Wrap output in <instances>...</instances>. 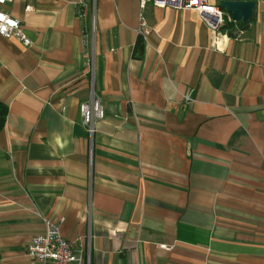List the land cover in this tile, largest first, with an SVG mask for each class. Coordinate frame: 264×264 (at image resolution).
<instances>
[{
    "label": "crops",
    "instance_id": "crops-1",
    "mask_svg": "<svg viewBox=\"0 0 264 264\" xmlns=\"http://www.w3.org/2000/svg\"><path fill=\"white\" fill-rule=\"evenodd\" d=\"M243 1L229 34L139 0L5 6L31 46L0 37V264H37L47 220L74 264H264V0Z\"/></svg>",
    "mask_w": 264,
    "mask_h": 264
},
{
    "label": "built area",
    "instance_id": "built-area-1",
    "mask_svg": "<svg viewBox=\"0 0 264 264\" xmlns=\"http://www.w3.org/2000/svg\"><path fill=\"white\" fill-rule=\"evenodd\" d=\"M14 0H0V37L14 39L25 47H30L31 42L24 34L19 20L13 18L5 10L7 4ZM94 1V0H92ZM221 0H139L142 8L151 4L156 8H173L175 10H191L196 12L205 26L212 32L217 33L226 23L233 22L229 14L219 6ZM94 32V19L91 23ZM137 36L144 38L148 30L144 22L137 29ZM92 66V64H91ZM188 100V98H185ZM82 124L85 128L90 144L96 132V124L103 119L104 113L100 100L96 97L92 83L89 100L80 106ZM73 244L67 242L61 235L59 226L50 221H45L43 234L33 237L26 249V257L37 264H74L78 261Z\"/></svg>",
    "mask_w": 264,
    "mask_h": 264
},
{
    "label": "water",
    "instance_id": "water-1",
    "mask_svg": "<svg viewBox=\"0 0 264 264\" xmlns=\"http://www.w3.org/2000/svg\"><path fill=\"white\" fill-rule=\"evenodd\" d=\"M219 6L230 15L233 22L247 23L253 14L255 3L243 0H223Z\"/></svg>",
    "mask_w": 264,
    "mask_h": 264
},
{
    "label": "trees",
    "instance_id": "trees-1",
    "mask_svg": "<svg viewBox=\"0 0 264 264\" xmlns=\"http://www.w3.org/2000/svg\"><path fill=\"white\" fill-rule=\"evenodd\" d=\"M234 22L231 23H226L221 30H225L228 34L229 31L232 30V26H233ZM231 35V34H230ZM135 49L138 52H141L142 49V40L139 38L137 43H136V47ZM6 116H7V108L5 105H3L2 103H0V130L4 127L5 124V120H6Z\"/></svg>",
    "mask_w": 264,
    "mask_h": 264
}]
</instances>
